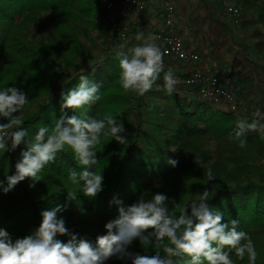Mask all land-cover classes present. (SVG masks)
<instances>
[{
	"label": "trees",
	"instance_id": "trees-1",
	"mask_svg": "<svg viewBox=\"0 0 264 264\" xmlns=\"http://www.w3.org/2000/svg\"><path fill=\"white\" fill-rule=\"evenodd\" d=\"M106 1L0 0V88L16 85L28 93L24 127L30 135L61 115L62 83L74 87L79 75L86 74L101 83L104 94L90 114L111 112L125 126L127 136L122 146L102 137L97 170L103 172L104 190L95 200L84 197L78 186L66 181L76 165L70 151L60 153L34 189L26 180L8 194L0 190V227L14 237L28 234L38 226L41 209L68 203L70 189L78 199L61 215L70 229L94 242L105 232L104 224L118 214L116 205L109 206L113 197L129 204L141 191L151 189L183 203L201 192L208 182L203 169L192 162L196 155L217 176L214 198L209 201L213 210L222 212L225 221L239 219V228L250 232L256 243V264H264V141L255 132L247 133L246 148L230 141L229 134L241 118L200 98L196 88L185 84L187 72L176 74L172 69L177 61L164 57L165 71L171 68L178 80L172 95L162 90L163 73L145 96L125 93L116 83L119 66L113 50L121 42L113 24H124L127 19L119 12L107 11ZM234 1L243 12L241 26L252 29V48L235 45L232 25L207 6L192 17L190 29L196 51L235 74L239 80H234L235 93L242 108L252 115L257 110L264 112V2ZM44 14L55 19L48 31L38 26ZM131 26L136 35L135 26ZM89 30L97 32L100 42L92 40L89 45L80 39ZM94 49L103 55L98 60L93 57ZM90 65L96 69L94 74ZM21 149L15 153L0 151V180L5 173L14 172ZM169 158L178 160V166L169 165ZM78 207L85 208L86 214H80ZM130 250L142 251L138 243ZM237 264H247V258Z\"/></svg>",
	"mask_w": 264,
	"mask_h": 264
},
{
	"label": "clouds",
	"instance_id": "clouds-1",
	"mask_svg": "<svg viewBox=\"0 0 264 264\" xmlns=\"http://www.w3.org/2000/svg\"><path fill=\"white\" fill-rule=\"evenodd\" d=\"M159 39L155 34L145 36L138 31L136 44L128 46L125 39L115 46L119 66L116 83L125 93L145 96L161 73L162 90L167 95L176 91L178 80L171 68L165 71V52L157 43ZM90 67L94 74L95 67ZM103 95L101 83L86 74L79 75L74 87L67 88L62 83L61 115L30 135L24 127L28 93L16 85L0 88V151L15 153L24 146L14 163V172L5 173L0 180V190L8 194L26 180L34 189L58 154L70 151L80 170L70 169L66 181L78 186L84 197L95 200L104 190L103 172L97 170L102 137L121 146L127 143L125 126L111 112L90 114ZM249 132L264 139V112L257 110L251 122L238 119L228 139L243 149ZM192 162L203 169L208 182L201 192L183 203L166 192L151 189L141 191L129 204L113 197L109 206L116 205L118 214L104 224L105 232L97 235L94 242L70 229L61 215L69 203L78 199L74 191L67 190L68 203L41 209L38 226L28 234L14 237L0 227V264H237L245 258L247 264H256L259 253L251 233L239 228V219L225 221L223 213L214 211L209 202L214 198L216 174L201 157L194 155ZM167 163L175 168L179 161L169 158ZM77 210L86 214L83 207ZM137 243L142 251L130 250Z\"/></svg>",
	"mask_w": 264,
	"mask_h": 264
},
{
	"label": "built area",
	"instance_id": "built-area-1",
	"mask_svg": "<svg viewBox=\"0 0 264 264\" xmlns=\"http://www.w3.org/2000/svg\"><path fill=\"white\" fill-rule=\"evenodd\" d=\"M264 2V0H261ZM224 18L232 25L239 26L243 21L242 9L236 5L234 0H219ZM147 0H109L107 9L121 13L127 19L138 17L147 11ZM232 7L233 11L229 12L228 8ZM131 22L124 24H113V30L119 36L120 42L125 39L135 41V35L130 28ZM142 28V27H140ZM185 32L179 25L177 11L174 3L168 0L163 8L162 28L156 36L160 39L157 43L165 52L164 57L173 61L185 64L188 67V77L185 84L189 87L196 88L197 94L203 100L211 102L219 110L231 112L241 119L252 118L248 114L242 103L239 101L234 89V80L231 73H228L217 62L205 59L196 49L186 44ZM264 141V139H262Z\"/></svg>",
	"mask_w": 264,
	"mask_h": 264
},
{
	"label": "rangeland",
	"instance_id": "rangeland-1",
	"mask_svg": "<svg viewBox=\"0 0 264 264\" xmlns=\"http://www.w3.org/2000/svg\"><path fill=\"white\" fill-rule=\"evenodd\" d=\"M107 1L105 2L106 9H107ZM166 1L168 0H147L148 2L147 11L144 14H142L143 16L139 15L138 16L139 18L132 17V18L127 19L125 16L123 15L122 16L127 19L126 23L130 21L135 26L134 30L136 31V33L140 31V32H143L145 36H147L150 33L156 35L157 32H159L160 29L162 28L163 8H164V4ZM171 1L175 5L179 25L182 27V29L184 30L186 34L184 36L185 42L186 44H188L190 47L194 49L197 46V42L194 41L191 35L190 20L192 19V17L198 13H203L204 6H207L212 12L216 13L218 17L220 16L223 17L221 5L218 0H171ZM107 11L109 10L107 9ZM110 12L117 15L116 11H110ZM147 12L150 15L151 19L150 21H148L147 19H144L145 20V23H144L143 18L146 16ZM246 18L247 17L245 16V19ZM53 23H55L54 16L44 14L41 17V21H40V24H38V26H42L41 28L48 31L50 30L51 26H53ZM130 28H132V26H130ZM231 29L233 30L235 45H237L238 43L247 44L252 48V45L254 43V40L250 36L252 29H244L241 25L231 26ZM88 32L89 34L87 33L86 35H80V39L83 42H87L89 45H91L92 40L96 41L97 43L100 42L97 39V32L90 31V30ZM132 42H135V41H132ZM101 56L103 55H100V51L96 49L93 50L94 59L98 60L100 59ZM233 56L234 54L230 56V60L233 59ZM78 62L81 63V61H78ZM87 62L91 63L90 60ZM178 63L180 65V62H177V64ZM82 66H85V63H82ZM180 68L182 67L180 66ZM228 70H231V69L229 68ZM231 76L233 77V80L237 82L238 79H236L237 77L235 76V74L231 73ZM234 90H235V87H234ZM248 117L253 118V114L252 115L248 114ZM248 122H251V120Z\"/></svg>",
	"mask_w": 264,
	"mask_h": 264
},
{
	"label": "crops",
	"instance_id": "crops-1",
	"mask_svg": "<svg viewBox=\"0 0 264 264\" xmlns=\"http://www.w3.org/2000/svg\"><path fill=\"white\" fill-rule=\"evenodd\" d=\"M143 16V15H142ZM130 18H132L131 16H130ZM139 18V17H138ZM144 19H147L148 21H150V15L148 14V12H147V14H146V16L143 18V21H144V23H145V20ZM180 66L182 67V68H180ZM180 68V69H179ZM174 71H175V73L176 74H178L179 72L180 73H184V72H187L188 71V67L185 65V64H183V63H180V65H179V63L177 64V65H175V66H173V68H172ZM182 69V70H181ZM226 69V68H225ZM228 73H231L230 72V70H226Z\"/></svg>",
	"mask_w": 264,
	"mask_h": 264
}]
</instances>
